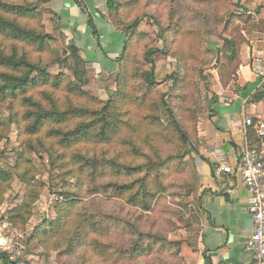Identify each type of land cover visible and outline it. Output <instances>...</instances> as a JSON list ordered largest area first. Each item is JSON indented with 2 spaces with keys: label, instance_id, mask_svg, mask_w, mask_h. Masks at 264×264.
I'll return each mask as SVG.
<instances>
[{
  "label": "trees",
  "instance_id": "16d2710c",
  "mask_svg": "<svg viewBox=\"0 0 264 264\" xmlns=\"http://www.w3.org/2000/svg\"><path fill=\"white\" fill-rule=\"evenodd\" d=\"M73 1L83 6V0ZM141 1L106 0L112 25L125 40L115 60V90L101 100L68 75L49 72L64 61L49 46L60 31L58 17L49 9L51 0H0V146L8 142L13 128L17 143L12 163L0 166V207L14 180L23 184L22 201L6 218L13 228L23 230L44 188L36 183L33 156L46 161L50 179L60 187L59 199L54 202L53 218L36 226L27 241L36 240L62 256L89 247L97 260L111 264L145 258L164 248L174 249L180 260L197 257L185 241L168 242L144 232L141 220L148 218L144 214L154 211L166 191L163 171L171 167L190 169L194 179L183 206L192 201L198 205L195 157L197 121L203 112L199 84L211 92L208 68L197 65L198 51L209 67L218 59L212 70L221 87H226L235 78L241 46L246 43L237 19L248 22L251 14L243 0H145L146 8L167 4L165 12H142L129 19L130 8ZM48 12L52 33L43 24ZM254 14L263 17L264 6ZM144 17L152 19L162 48L146 44L145 35L137 32ZM93 33L97 35L95 28ZM213 35L220 45L210 39ZM184 43L190 47L184 49ZM167 57L176 64L161 80L170 82L169 89L160 92L156 60ZM215 101L213 94L209 105ZM252 101H264V92H256ZM246 141L260 142L253 126L247 128ZM90 196L108 204L119 200L121 213L110 217L92 210L86 201ZM0 264H20V260L11 261L0 251Z\"/></svg>",
  "mask_w": 264,
  "mask_h": 264
},
{
  "label": "crops",
  "instance_id": "0c3cea01",
  "mask_svg": "<svg viewBox=\"0 0 264 264\" xmlns=\"http://www.w3.org/2000/svg\"><path fill=\"white\" fill-rule=\"evenodd\" d=\"M105 3L106 0H83V6H79L73 0H51L49 6L58 17L64 44L60 70L68 72L84 88H91L94 95L104 92L99 85L109 91L114 89L118 68L115 60L125 40L105 19ZM248 39L249 44L241 48L234 80L221 87L215 79L211 92L216 101L209 105L213 94L207 93L197 121L199 223L193 232L197 257L190 260L191 264H254L244 250L252 231L250 196L235 175L217 171L223 166L235 167L246 140L244 118L264 124V101H252L256 92H264V79L252 68L253 54L264 52L257 44H263L264 38L255 33ZM210 164L215 166V172Z\"/></svg>",
  "mask_w": 264,
  "mask_h": 264
},
{
  "label": "rangeland",
  "instance_id": "374dc122",
  "mask_svg": "<svg viewBox=\"0 0 264 264\" xmlns=\"http://www.w3.org/2000/svg\"><path fill=\"white\" fill-rule=\"evenodd\" d=\"M163 3V2H162ZM154 3L152 6L149 5L145 6V0H142L141 3L136 5L133 9L130 8V12L128 13V18L131 19L134 16H138L142 14V12H154L156 14L164 13L166 5L165 3ZM242 4L250 12L251 16H249L248 22H244L240 19H237V26L241 31V35L244 37L246 43L249 44L250 37H254L255 33L256 36L264 38V15L263 17H256L254 12L258 8V6H264V0H243ZM106 7V6H105ZM232 10H236L233 8ZM105 19H108L112 23L113 17L110 13L105 11ZM246 16V15H245ZM247 17V16H246ZM52 13H45L43 15V24L45 26V30L49 33H52V23H51ZM60 30V28H59ZM218 31L222 30V25L217 27ZM137 32L142 33L145 35V43L148 45H153L158 48H162L161 42L156 38L155 34V27L152 19L144 17L142 19L141 24L137 27ZM61 32L54 34V39L49 42V46L52 51L55 53H59L62 57L61 50H63V42H61ZM60 39V41H59ZM210 39L217 44H221V41L215 37V35L211 36ZM219 41V42H218ZM259 41V40H258ZM59 44V45H58ZM243 44L241 48L245 45ZM261 48H264V43H257ZM147 45V46H148ZM184 49L190 47L187 44H182ZM196 49V47L194 46ZM200 51V50H199ZM198 51V66H202L208 68V73L211 76L210 86L214 83L215 79H218L216 71L212 70L213 66H216V60L213 64L209 67L208 64L203 61L202 55ZM176 61L171 58H160L156 60V79L158 81L163 80L167 75L172 73L174 70V66ZM194 63H192L193 65ZM191 65V66H192ZM61 68L59 65L50 68L49 72L51 74H58L64 73L71 77L68 72H63L60 70ZM190 73V77L192 79H197L196 74L194 72ZM117 74V72H116ZM115 74V75H116ZM72 78V77H71ZM73 79V78H72ZM115 79V78H114ZM170 82H162L158 86V90L160 92H166L169 89ZM83 87V85H82ZM98 87H102L101 90H104L101 94L94 95L92 94V89L84 88V90L88 91L90 94L96 96L101 100H107L114 89L108 90L107 87L103 88V86L99 85ZM199 91L202 98V105L205 100V96H207V90L204 87L203 83L199 84ZM183 120V117H182ZM186 124L188 125L189 121L187 122L184 119ZM15 129L13 128L9 133L8 142L2 143L0 146V152H4L0 154V166L2 164H11L14 159L15 150L17 148L16 143V136H15ZM44 158H46L44 156ZM33 162L38 167V174L36 175V183L43 184L44 188L41 192V195L32 206V216L29 219L27 225L24 227L23 230L18 228H13L11 223L10 233L6 235L9 238V247L12 253L21 252L20 255H16L11 257L12 261L20 260V264H111L99 261L96 259L94 255L90 252L87 247H83L79 251H76L74 254L69 256H62L58 251L53 249H45L39 244L36 240L28 242V238L33 234L34 229L36 226L40 225L44 220H48L53 218L54 212V202L59 199L57 194L59 192V186H57L56 180L50 179V174L48 173V165L45 161L44 163L38 160L37 156H33ZM195 164L197 169V161L195 157ZM163 174L165 175L164 178V189L166 190L160 196L157 205H155L154 211L148 214H144V216H148V218H142L141 220V228L144 232H152L156 236L160 237L163 236L168 242H180L185 241L191 244L194 248V231L197 230L198 227V209L197 204L195 202L190 203L185 208L183 206V201L185 199L186 193L189 191L188 184H191L194 177L191 174L190 169L184 171L174 170L171 167L169 170H164ZM163 181V180H162ZM195 182V195L194 197L197 198L198 194V177ZM26 187L19 183L17 180L11 185V188L6 192L4 195L3 203L0 207V224L1 222L7 218L8 213L10 210L16 207V205L20 204L22 198L25 194ZM90 197H86L87 203H89L90 208L92 210H98L102 215H109L110 217L117 216L121 213L120 210V201L117 200L118 203L116 204H108L107 201H99L95 202V200H91ZM192 198V196L190 197ZM128 212V210H125ZM125 214V213H123ZM151 225V226H150ZM120 239L122 236H114L112 235L113 239ZM52 246V245H50ZM50 246L48 248H50ZM2 250V249H1ZM3 251V250H2ZM174 249L164 248V249H155L153 252L149 254V256L145 258H139L137 260H132L130 262H125L123 264H191L190 261L180 260L181 257H175Z\"/></svg>",
  "mask_w": 264,
  "mask_h": 264
},
{
  "label": "built area",
  "instance_id": "2783aa9c",
  "mask_svg": "<svg viewBox=\"0 0 264 264\" xmlns=\"http://www.w3.org/2000/svg\"><path fill=\"white\" fill-rule=\"evenodd\" d=\"M252 68L258 77L264 79V52L256 51L252 56ZM244 134L248 127L255 130V134L260 138L259 144H251L244 141V148L235 164V167L223 166L219 173L235 175L241 186H243L249 196L250 205L248 211L251 214L252 231L245 241L244 250L251 256L254 264H264V124H252L249 117L244 118ZM227 192H231L228 188ZM11 225L4 219L0 224V251L6 253L9 259L20 255L21 252L12 253L9 247ZM3 251H2V250Z\"/></svg>",
  "mask_w": 264,
  "mask_h": 264
},
{
  "label": "water",
  "instance_id": "95a60500",
  "mask_svg": "<svg viewBox=\"0 0 264 264\" xmlns=\"http://www.w3.org/2000/svg\"><path fill=\"white\" fill-rule=\"evenodd\" d=\"M216 63H218V59H216Z\"/></svg>",
  "mask_w": 264,
  "mask_h": 264
}]
</instances>
